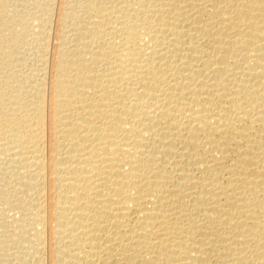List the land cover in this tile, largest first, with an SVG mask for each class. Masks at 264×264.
I'll list each match as a JSON object with an SVG mask.
<instances>
[{"label": "bare ground", "instance_id": "1", "mask_svg": "<svg viewBox=\"0 0 264 264\" xmlns=\"http://www.w3.org/2000/svg\"><path fill=\"white\" fill-rule=\"evenodd\" d=\"M0 264H264V0H0Z\"/></svg>", "mask_w": 264, "mask_h": 264}]
</instances>
